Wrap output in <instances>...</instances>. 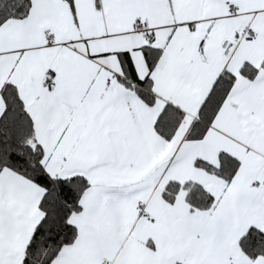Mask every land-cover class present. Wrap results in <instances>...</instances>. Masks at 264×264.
Segmentation results:
<instances>
[{"label":"snow or ice","instance_id":"6c2138e0","mask_svg":"<svg viewBox=\"0 0 264 264\" xmlns=\"http://www.w3.org/2000/svg\"><path fill=\"white\" fill-rule=\"evenodd\" d=\"M0 264H264V0H0Z\"/></svg>","mask_w":264,"mask_h":264}]
</instances>
